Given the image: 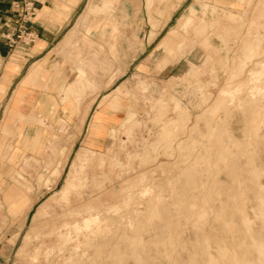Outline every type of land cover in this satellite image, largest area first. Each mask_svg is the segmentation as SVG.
<instances>
[{
    "label": "rangeland",
    "instance_id": "374dc122",
    "mask_svg": "<svg viewBox=\"0 0 264 264\" xmlns=\"http://www.w3.org/2000/svg\"><path fill=\"white\" fill-rule=\"evenodd\" d=\"M78 13L66 116L0 114V264H264V0Z\"/></svg>",
    "mask_w": 264,
    "mask_h": 264
},
{
    "label": "crops",
    "instance_id": "0c3cea01",
    "mask_svg": "<svg viewBox=\"0 0 264 264\" xmlns=\"http://www.w3.org/2000/svg\"><path fill=\"white\" fill-rule=\"evenodd\" d=\"M82 1L36 0L34 16L26 24L33 41L25 45L15 38L14 44L8 41L6 35L18 21L10 0H0V114L14 110L23 121L28 118L48 125L66 116L68 105L74 103L72 84L77 76L62 58L69 52L62 41L76 24ZM187 21L184 17L179 23ZM9 127L5 123L3 130ZM21 127L29 131L38 125L22 123Z\"/></svg>",
    "mask_w": 264,
    "mask_h": 264
},
{
    "label": "built area",
    "instance_id": "2783aa9c",
    "mask_svg": "<svg viewBox=\"0 0 264 264\" xmlns=\"http://www.w3.org/2000/svg\"><path fill=\"white\" fill-rule=\"evenodd\" d=\"M35 3L36 0H10V7L14 10L18 21L16 26L6 35L11 44H14V38L25 45L33 41V36L26 24L34 16Z\"/></svg>",
    "mask_w": 264,
    "mask_h": 264
},
{
    "label": "bare ground",
    "instance_id": "6f19581e",
    "mask_svg": "<svg viewBox=\"0 0 264 264\" xmlns=\"http://www.w3.org/2000/svg\"><path fill=\"white\" fill-rule=\"evenodd\" d=\"M4 126H5V124L3 125V128H4ZM257 196V195H256ZM257 200V199H256ZM263 200V199H262ZM258 203V202H257ZM259 204V203H258ZM263 210V209H262ZM261 243V242H260ZM262 245V244H261ZM263 247V246H262ZM262 247L261 246H258L257 248H258V250H259V253H261V254H263V250H262ZM235 258V257H234ZM237 260H235V262H236ZM238 262V261H237ZM236 264H238V263H236Z\"/></svg>",
    "mask_w": 264,
    "mask_h": 264
}]
</instances>
